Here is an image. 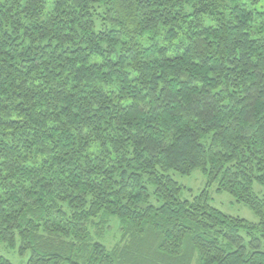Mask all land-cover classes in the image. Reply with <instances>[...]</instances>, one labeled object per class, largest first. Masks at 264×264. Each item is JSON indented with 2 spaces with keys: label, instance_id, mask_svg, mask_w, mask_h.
Segmentation results:
<instances>
[{
  "label": "trees",
  "instance_id": "1",
  "mask_svg": "<svg viewBox=\"0 0 264 264\" xmlns=\"http://www.w3.org/2000/svg\"><path fill=\"white\" fill-rule=\"evenodd\" d=\"M256 183L264 0H0V245L26 264H264Z\"/></svg>",
  "mask_w": 264,
  "mask_h": 264
},
{
  "label": "rangeland",
  "instance_id": "2",
  "mask_svg": "<svg viewBox=\"0 0 264 264\" xmlns=\"http://www.w3.org/2000/svg\"><path fill=\"white\" fill-rule=\"evenodd\" d=\"M174 176L180 183L188 188V190L185 191V195L189 198L195 194H198L206 187V179L201 169H196L190 175H181L179 173H175ZM254 189L258 194L264 195V185L256 183ZM208 191L210 202L214 206L231 215H238L254 222L258 221L257 216L249 206H247L245 203L236 201L227 192H219L217 190V185L209 187ZM110 224L111 228L106 230L104 235L101 237V241L109 248L113 247L120 239L119 221L113 219ZM19 244V241L15 247L1 244L0 254L9 258L14 264H26L29 259V253L26 255L20 254ZM192 264L197 263L194 260Z\"/></svg>",
  "mask_w": 264,
  "mask_h": 264
}]
</instances>
